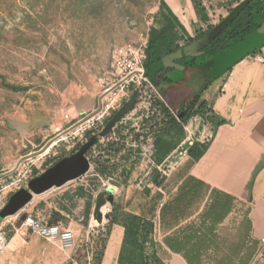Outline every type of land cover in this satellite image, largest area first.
<instances>
[{
    "label": "crops",
    "instance_id": "crops-1",
    "mask_svg": "<svg viewBox=\"0 0 264 264\" xmlns=\"http://www.w3.org/2000/svg\"><path fill=\"white\" fill-rule=\"evenodd\" d=\"M164 1L188 40L186 43L184 39L177 40L180 30L177 29L174 39L179 49L164 59L178 64L185 58L205 56L206 48L218 35L208 41L204 39L221 29L212 27L209 32L204 29L205 21L193 0ZM255 48H259L256 53H248ZM237 50L236 55L232 54ZM233 51L214 54L218 65L212 56L197 67L204 77L210 78L211 84L195 96L185 83L188 72L195 68L186 70L182 79L173 75L176 69L169 68L152 79L166 104L181 113V117L198 95L206 102L210 109L208 116L212 117L191 116L181 125L180 137L175 128L169 130L170 139L177 143L161 163H157L156 157L148 161L136 159L135 145L124 122L108 138L99 140V146L88 155L91 167L92 158L100 156L104 172L130 173L126 183L119 182L121 187L116 190L114 206L150 222L149 253L160 264H252L263 247L264 61L259 62L257 56L264 59V45L252 49L238 47ZM176 119L180 121L179 117ZM194 144L207 146L197 160L189 153ZM75 183L35 196L20 214L45 216L51 223L69 228L75 234L76 249L65 252L25 226L12 227L11 221L15 219L8 218L0 224V233L6 237L0 250V264L77 263L74 258L82 242L92 241L96 234L93 222L96 197L87 183ZM124 233L119 224L111 227L99 264H120ZM87 259L94 261L93 253Z\"/></svg>",
    "mask_w": 264,
    "mask_h": 264
},
{
    "label": "rangeland",
    "instance_id": "rangeland-1",
    "mask_svg": "<svg viewBox=\"0 0 264 264\" xmlns=\"http://www.w3.org/2000/svg\"><path fill=\"white\" fill-rule=\"evenodd\" d=\"M193 1L201 9L204 29L209 32L219 27L227 12L241 0ZM160 2L0 0V211L18 191L17 182L33 179L72 156L111 120L116 112L101 119L97 115L103 102L108 105L103 100L117 83L111 72L113 53L126 46L148 48L150 30L165 25ZM183 33L181 29L178 32L180 42L186 39ZM258 36L246 45L252 39L248 35L240 47L258 46L264 38V27ZM211 58L202 56L196 61L205 64ZM172 72L177 79L187 75L186 71ZM185 83L195 96L211 80L202 75V69L195 68L188 72ZM157 90L160 97L152 95V99L142 100L123 121L138 160L155 157V142L160 136L171 145L177 143L170 139V131L163 130L167 116L159 104H164L175 118H181V113L174 112ZM89 121L84 130L82 126ZM101 163L100 156L92 158L89 173L75 184L87 183L88 189L98 194L107 191L109 178L121 183L129 180L130 173L104 172ZM106 222L94 227L92 241L82 242L81 253L74 258L78 264H95V259L87 258L90 253L99 254L108 234Z\"/></svg>",
    "mask_w": 264,
    "mask_h": 264
},
{
    "label": "trees",
    "instance_id": "trees-1",
    "mask_svg": "<svg viewBox=\"0 0 264 264\" xmlns=\"http://www.w3.org/2000/svg\"><path fill=\"white\" fill-rule=\"evenodd\" d=\"M196 8L200 15L203 14L199 7ZM160 11L164 13L165 25L159 30L156 28L150 30L147 59L145 63L146 75L151 80L154 79L157 73L163 71L164 58L179 49L174 38L177 35L176 30L182 29L179 21L173 15L171 9L167 6L164 0H161L160 2ZM202 19L204 20L203 17ZM263 21L264 0H244L240 2L238 6L231 8L228 16L219 23L218 26L221 30L214 41H212L206 48L207 54L205 56H213V60H215L214 54L222 55L243 46L248 35H251L252 39L247 41L246 45L253 43L259 38L258 35L264 27ZM202 35H204V33L200 36ZM260 45L261 47L264 45V38ZM258 49L259 48H255L248 53L254 54ZM196 60L197 58H185L184 60L179 61L178 64L182 68H185V71L204 65L203 63L198 64ZM214 62L216 65L219 63L218 60H215ZM229 69L230 68L227 70ZM178 71L183 72V70ZM167 81L173 82L172 79H168ZM159 106L167 116L166 123L163 125V127H166L163 129L166 132L175 128L177 130L176 133L181 134V125L185 124L193 115H202L206 119L212 118L211 116H208L210 109L206 102L201 100L199 95L193 99L187 112L180 118V121L169 113L164 104H159ZM97 146H99V142L97 143ZM155 147L157 149L155 155L156 161L157 163H161L175 145H171L164 140V137L160 136L156 138ZM206 149V145L194 144L189 153L195 160H197L203 155ZM114 224L123 226L125 230L119 259L120 264H160L157 257L149 253V246L152 244L150 239V222L139 216L122 212L117 205L113 206L110 214L107 237L102 241L99 254L94 255L95 264H99L101 261L111 227Z\"/></svg>",
    "mask_w": 264,
    "mask_h": 264
},
{
    "label": "built area",
    "instance_id": "built-area-1",
    "mask_svg": "<svg viewBox=\"0 0 264 264\" xmlns=\"http://www.w3.org/2000/svg\"><path fill=\"white\" fill-rule=\"evenodd\" d=\"M146 49L147 46L145 45L140 47L126 46L118 48L114 51L111 72L112 75L117 79V83L113 87L115 89H110L109 95L103 100L108 101V105H105V102L102 101L103 104L99 108L97 115L99 119L105 117L106 115H111V111L117 112V110L122 108V106L130 99L131 95L136 90L139 91V96L135 110L139 107L142 100H147L148 98L152 99V95L155 97H160L155 84L146 75ZM257 60L259 62L264 61L261 55L257 56ZM130 113L122 118L120 123L123 122L124 119L130 115ZM89 123L90 121L82 126L84 127V130L89 127ZM150 141L152 142L151 139ZM31 180L32 178L26 180L25 182L20 180L16 183V189L20 190L23 187L26 188ZM96 196L97 193L95 194V197ZM21 215L22 214H18L14 217H10L15 219L14 221H11L12 227H15V225L18 223ZM22 226L27 227L32 233L38 235L47 242L60 244V248L65 252L74 250L75 248L76 241L74 232L69 228L63 227L60 223H51L49 218L45 216H33L27 214ZM5 244L6 237L3 235V233H0V250H2ZM262 244L263 247L252 264H264V240H262ZM73 263L77 264L76 262Z\"/></svg>",
    "mask_w": 264,
    "mask_h": 264
},
{
    "label": "water",
    "instance_id": "water-1",
    "mask_svg": "<svg viewBox=\"0 0 264 264\" xmlns=\"http://www.w3.org/2000/svg\"><path fill=\"white\" fill-rule=\"evenodd\" d=\"M219 30L211 32L204 40L214 39ZM163 68L183 70L179 64H175L171 59L166 58L163 61ZM162 95V94H161ZM139 91L136 90L130 99L118 110L104 129L97 135L90 137L80 149L70 157L60 160L41 175L33 178L26 188L15 192L9 199L8 203L0 211V224L10 217L20 214L34 199L35 196L46 194L54 189H59L65 185L78 181L85 177L90 169L91 163L88 158L91 150L97 145L99 140L108 138L115 127L120 123L122 118L132 112L137 104ZM112 187L107 191H100L96 196L93 222L95 227H101L110 218V212L104 213V208L113 207L115 203L116 190L121 187L119 182L110 181ZM27 214H22L17 223V228L22 226ZM69 264H74L73 262Z\"/></svg>",
    "mask_w": 264,
    "mask_h": 264
},
{
    "label": "bare ground",
    "instance_id": "bare-ground-1",
    "mask_svg": "<svg viewBox=\"0 0 264 264\" xmlns=\"http://www.w3.org/2000/svg\"><path fill=\"white\" fill-rule=\"evenodd\" d=\"M110 211H111V206H108L107 208H104V213H109Z\"/></svg>",
    "mask_w": 264,
    "mask_h": 264
}]
</instances>
